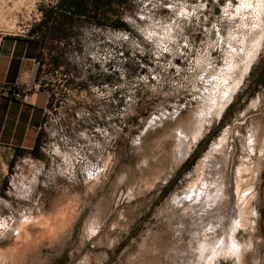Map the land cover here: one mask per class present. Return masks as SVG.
I'll list each match as a JSON object with an SVG mask.
<instances>
[{"label": "rangeland", "instance_id": "obj_1", "mask_svg": "<svg viewBox=\"0 0 264 264\" xmlns=\"http://www.w3.org/2000/svg\"><path fill=\"white\" fill-rule=\"evenodd\" d=\"M60 2L0 0L50 95L0 145V264H264V0Z\"/></svg>", "mask_w": 264, "mask_h": 264}, {"label": "crops", "instance_id": "obj_2", "mask_svg": "<svg viewBox=\"0 0 264 264\" xmlns=\"http://www.w3.org/2000/svg\"><path fill=\"white\" fill-rule=\"evenodd\" d=\"M41 43L19 34L0 38V145L31 149L36 145L50 95L36 82ZM12 90H24L26 97Z\"/></svg>", "mask_w": 264, "mask_h": 264}, {"label": "trees", "instance_id": "obj_3", "mask_svg": "<svg viewBox=\"0 0 264 264\" xmlns=\"http://www.w3.org/2000/svg\"><path fill=\"white\" fill-rule=\"evenodd\" d=\"M83 1L84 0H61L59 5L62 6L61 9L63 11L67 8L66 10L73 12L74 14H84L86 11ZM93 5L96 15L101 17V12L97 10V8L99 7V0H93Z\"/></svg>", "mask_w": 264, "mask_h": 264}, {"label": "built area", "instance_id": "obj_4", "mask_svg": "<svg viewBox=\"0 0 264 264\" xmlns=\"http://www.w3.org/2000/svg\"><path fill=\"white\" fill-rule=\"evenodd\" d=\"M37 64H38V62H37ZM11 93L16 97H21L22 99H24L26 97V92L24 90H12Z\"/></svg>", "mask_w": 264, "mask_h": 264}]
</instances>
